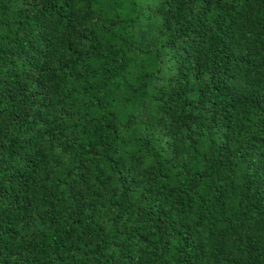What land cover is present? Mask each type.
<instances>
[{"label": "trees", "instance_id": "16d2710c", "mask_svg": "<svg viewBox=\"0 0 264 264\" xmlns=\"http://www.w3.org/2000/svg\"><path fill=\"white\" fill-rule=\"evenodd\" d=\"M0 264H264V0H0Z\"/></svg>", "mask_w": 264, "mask_h": 264}]
</instances>
